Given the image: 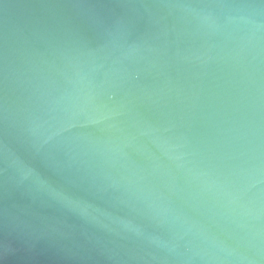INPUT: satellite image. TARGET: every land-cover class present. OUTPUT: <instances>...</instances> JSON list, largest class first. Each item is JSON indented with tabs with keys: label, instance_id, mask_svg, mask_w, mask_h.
Here are the masks:
<instances>
[{
	"label": "water",
	"instance_id": "obj_1",
	"mask_svg": "<svg viewBox=\"0 0 264 264\" xmlns=\"http://www.w3.org/2000/svg\"><path fill=\"white\" fill-rule=\"evenodd\" d=\"M0 264H264V0H0Z\"/></svg>",
	"mask_w": 264,
	"mask_h": 264
}]
</instances>
